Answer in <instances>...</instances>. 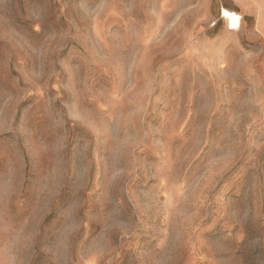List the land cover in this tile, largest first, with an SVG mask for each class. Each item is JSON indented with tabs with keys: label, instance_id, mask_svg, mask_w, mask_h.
I'll use <instances>...</instances> for the list:
<instances>
[{
	"label": "rangeland",
	"instance_id": "obj_1",
	"mask_svg": "<svg viewBox=\"0 0 264 264\" xmlns=\"http://www.w3.org/2000/svg\"><path fill=\"white\" fill-rule=\"evenodd\" d=\"M0 0V264H264V0Z\"/></svg>",
	"mask_w": 264,
	"mask_h": 264
},
{
	"label": "crops",
	"instance_id": "obj_2",
	"mask_svg": "<svg viewBox=\"0 0 264 264\" xmlns=\"http://www.w3.org/2000/svg\"><path fill=\"white\" fill-rule=\"evenodd\" d=\"M232 1H233L232 3L236 7L235 9H228V10L242 13L243 18L248 14V10L253 9L254 11L255 9H259V6H257V3L251 0H232Z\"/></svg>",
	"mask_w": 264,
	"mask_h": 264
},
{
	"label": "bare ground",
	"instance_id": "obj_3",
	"mask_svg": "<svg viewBox=\"0 0 264 264\" xmlns=\"http://www.w3.org/2000/svg\"><path fill=\"white\" fill-rule=\"evenodd\" d=\"M227 12L228 15L225 16L224 13ZM222 16L224 18H226L227 22L232 26L233 25V22L235 21L236 25H239L241 23V16L239 13L237 12H234V11H230L226 8H223L222 9V12H221Z\"/></svg>",
	"mask_w": 264,
	"mask_h": 264
},
{
	"label": "snow or ice",
	"instance_id": "obj_4",
	"mask_svg": "<svg viewBox=\"0 0 264 264\" xmlns=\"http://www.w3.org/2000/svg\"><path fill=\"white\" fill-rule=\"evenodd\" d=\"M224 15H225V16H227V15H228V13H227V12H225V13H224ZM236 26H237L236 24H235V25H232V27H236Z\"/></svg>",
	"mask_w": 264,
	"mask_h": 264
},
{
	"label": "clouds",
	"instance_id": "obj_5",
	"mask_svg": "<svg viewBox=\"0 0 264 264\" xmlns=\"http://www.w3.org/2000/svg\"><path fill=\"white\" fill-rule=\"evenodd\" d=\"M236 23H235V21L233 22V25H235Z\"/></svg>",
	"mask_w": 264,
	"mask_h": 264
}]
</instances>
